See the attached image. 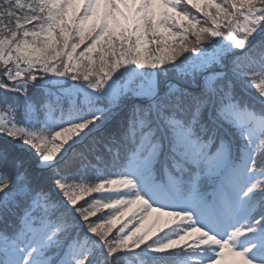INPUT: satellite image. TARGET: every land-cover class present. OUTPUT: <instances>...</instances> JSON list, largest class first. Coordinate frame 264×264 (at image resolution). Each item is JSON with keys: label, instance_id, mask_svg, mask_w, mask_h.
<instances>
[{"label": "snow or ice", "instance_id": "obj_1", "mask_svg": "<svg viewBox=\"0 0 264 264\" xmlns=\"http://www.w3.org/2000/svg\"><path fill=\"white\" fill-rule=\"evenodd\" d=\"M0 264H264V0H0Z\"/></svg>", "mask_w": 264, "mask_h": 264}]
</instances>
